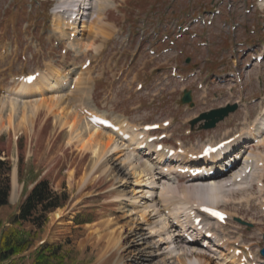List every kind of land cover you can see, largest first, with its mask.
<instances>
[{
  "label": "rangeland",
  "instance_id": "obj_1",
  "mask_svg": "<svg viewBox=\"0 0 264 264\" xmlns=\"http://www.w3.org/2000/svg\"><path fill=\"white\" fill-rule=\"evenodd\" d=\"M103 3L108 6L102 12L103 23L114 27L112 35H115L106 43L101 38L96 39L94 46L97 50L91 49L85 55L69 50L66 57H60L52 43L55 36L53 9H57L53 0H0V96L14 87V78L43 71L52 64L63 69L70 79L60 93L67 103L73 107L77 105L78 97L83 94L82 85L75 84V80L81 72L86 73L84 77H87L89 88L87 108L91 107L105 119H125L131 125L171 120L169 144L182 141L192 150L205 143L225 140L243 132L247 124L257 123L264 109V63L246 70L245 64L252 63V55L245 54L249 50L260 52L262 49L264 2L90 0L89 14L96 12ZM199 13L204 15L206 22H192L191 16ZM91 20L88 16L89 26L92 25ZM179 26H192V30L180 37ZM194 33L196 36H192ZM164 34L172 35V40L177 43V47L168 54L164 50L172 47L173 43H166ZM86 35L91 43L93 36L89 32ZM151 49L162 56L152 55ZM25 53L29 55L27 62L21 59ZM87 58L92 60V67L82 71ZM186 61L190 67H186ZM172 67H178L185 78H174ZM210 69L212 73H209ZM237 72L241 81L234 78ZM138 83L145 87L138 89ZM184 90L191 92L192 106L180 104ZM39 98L35 96L30 101L35 102ZM227 104H238V111L215 129L199 130L204 124L200 122L192 130L191 122L199 115ZM40 113L34 118L31 133L24 131L22 135H13L4 132L0 135V160L10 164L11 189L14 171L18 179L14 198L10 199V196L9 205L0 209V248L3 239L13 233L19 237L26 236L31 243L28 251L9 259L2 257L0 249V264H39L37 253L43 247H56L57 253L62 251L59 253L61 259L56 258L51 264H116L120 257L118 251L110 252L106 260L99 261L90 246V226L112 219L114 225H111V230L124 226L125 239L130 242L127 264H177L176 254L166 255L167 236L162 233L161 238L149 227V223L160 222L157 211L151 208L156 204L162 209L160 195L156 194L159 192L152 197L143 194V187L152 188L146 183L134 184V177L129 167L123 164L124 156L120 154L107 159L109 172L102 174L105 168L97 170L93 175L98 178L81 188L79 183L89 169L92 156H82L74 147H67L68 131L56 126L55 119L46 111ZM262 140L263 133L255 142L252 139L247 147L248 154L252 152L264 157ZM248 154L245 151L241 154V165ZM141 155L144 159L150 157L142 152ZM258 177L264 182V175ZM43 180H48L53 191L62 196L63 207L40 217L39 225H13L12 220L19 214L20 206ZM179 181L182 187L190 183L186 177ZM253 184L254 187L236 190L218 205L231 215L229 226L222 228L221 232L240 242L254 244V254L261 257L260 251L264 248V188L260 191L255 181ZM147 206L150 207L144 210ZM58 211L64 213L56 228L58 240L51 243L46 235ZM142 211L146 214L145 219L141 218ZM79 214V222H85L81 225L74 220ZM238 218L246 225L239 223ZM68 221L72 223L71 232L64 236ZM169 221L171 223L172 220ZM174 232L175 237L172 236L170 241L185 237L179 229H174ZM195 242L200 245L199 241ZM221 248L210 245L204 255L210 257L213 264H238L231 258L234 249ZM225 256L229 257L226 259Z\"/></svg>",
  "mask_w": 264,
  "mask_h": 264
},
{
  "label": "bare ground",
  "instance_id": "obj_2",
  "mask_svg": "<svg viewBox=\"0 0 264 264\" xmlns=\"http://www.w3.org/2000/svg\"><path fill=\"white\" fill-rule=\"evenodd\" d=\"M83 1L85 3L84 5H86V3L90 5L89 0ZM59 2V9H62L65 4H70L69 0H59ZM107 7L108 6L103 3L102 6L97 8L96 12L93 11L89 14V17L92 18L91 26L88 25L87 20L80 24L78 22L76 25L74 24L75 27L73 30H75L78 37L76 36L77 38L74 39V42L69 43L70 49L74 50L79 55H85L91 49L95 48L94 44L96 39L101 38L102 41L106 43L115 35H112L114 27L103 23L102 12ZM62 16L63 15L59 12L56 13L54 28L57 33L59 32L64 38L67 37L69 39L70 33L64 32L65 21H63ZM86 32H89L93 36L91 43L89 42L90 39H88L90 37H87ZM93 40L94 43H92ZM95 49L97 50V48ZM38 74L39 75L32 82L26 80H14V87L10 90H6L2 97L0 96V135L4 132L12 133L13 135H22L24 131L31 133L34 127V118L40 112L46 111L48 115L55 119L56 126L68 131L67 147H74L75 151L82 156L87 154L92 156L91 164L88 167L89 169L79 183L81 188H84L86 183L90 181L93 182L98 178L93 175L97 170L105 168L102 171V174H106L110 171L107 167V159L109 157L114 155L118 156L119 154L124 156L123 164L129 167L132 176L134 177L133 182L135 180L134 184L140 186L143 183H146V185L152 187V190H148L146 186L143 187V194L152 197L155 195L154 193L159 192L156 194L160 195L158 198L159 203L162 204V209L157 208L156 204H153V206L151 205V208H154V210L157 211L160 222L159 224L149 223V227L151 230H154L155 233H159V237L163 236V234L167 236V239L165 240H168L169 242L167 243L166 255L176 254L177 258H175L177 264H213L211 261L212 259L207 257V255H204L206 254V251L195 242L199 241L197 238L198 235L193 234V237H196L194 242H189L186 237H179L177 240L174 238L172 241H170V239L175 237L174 229H179L181 232L182 229L184 230L188 228L189 223L187 217L185 221H183L181 216L182 211H186V207L190 206V209H193L198 202L203 201L218 205L223 200L226 201V199H229L230 194L236 192V190L249 188L253 185L254 181H260L257 179V176L264 175V168H260L258 164L260 162L264 163V157L252 152H249L248 154L247 147L250 145L249 142L252 139L256 140L258 135L262 133L264 134V114H261L258 117L256 120L257 123L255 124L254 122L255 125L247 124L239 139L231 144L229 151L233 152L234 156L231 155V157H228L227 159L228 163L234 162L235 164L229 172L226 174L221 172L226 165L216 164V160H211L208 163L205 162L203 165L212 164V169L218 170L221 168V171L217 172L214 177L190 179L189 185L182 187L179 184V180L185 179V177L176 173L177 167H172L174 161H171L169 164H164L165 157L162 154L156 155L155 160L151 157L147 159L142 157L139 146L143 142H139L140 133L135 130L136 126L130 125L125 119H115L113 124L118 126L119 130L118 132H115L111 129L110 132L107 128L99 126L92 121V118H95L96 121L99 118L104 117L97 111L90 109L91 107H86L89 96L87 77H84L86 73L81 72V74L78 75L79 77L75 80V84L78 86L82 85L81 92L83 94L82 96L80 95L81 97H78L76 101L77 105L75 107L72 106L73 104L70 105L67 103L65 96L60 95L61 91L70 82L68 75H66V72L63 69L58 68L56 65L49 64L43 71L39 70ZM54 92L56 94H54ZM35 96L40 98L35 102H31L30 100ZM125 134H129L130 136V139L127 141L124 138ZM260 142L264 146V140ZM244 151L245 154H248L245 158L244 164L250 166L249 163L252 161V171L244 178H242V174H239L238 176L242 178V181L238 183L236 182L235 176L237 174L236 168L241 165V161H238V158L242 160L240 156ZM143 153H145V156H149L148 151ZM187 157V155H181L175 160H185ZM185 163H192V161L186 160ZM165 169H167V173ZM164 178L168 179L162 183ZM230 182L232 184H230ZM17 188L18 179L17 174L14 171L12 173V192L10 199L14 198ZM134 190H136V188H134ZM260 191H262L261 188ZM122 197L124 198L125 195L123 194ZM149 207H144V210ZM63 213V211H58L56 213L52 226L47 231L46 237H48L51 243L58 240L56 238V228ZM145 217L146 214L142 211L141 218L145 219ZM169 219L172 220L171 223ZM113 222V219L105 220L100 224L90 226V229L92 230L90 233L92 245L90 246H92L95 253H97L99 261H103L110 252L118 251L120 257L116 264H127L129 260L128 250L130 249V242L125 239L126 233L123 231L124 226L117 230H111ZM209 223L216 227H220L217 223L213 224L211 221ZM70 227H72V223L68 221L64 236L70 234ZM131 230L132 229H130V231ZM220 240L225 242L220 244ZM220 240L216 239L215 242L229 251L234 249V245L239 242L224 240V237ZM208 242L209 244L211 243L207 240L204 241V243ZM86 244L88 245L89 241ZM84 246L85 243L82 245V248H84ZM199 252L203 254H200ZM233 253L234 255H232L231 258L234 259V262L239 264L240 259L235 256V249L233 250ZM221 255L224 256L223 254ZM228 257L225 256L226 259Z\"/></svg>",
  "mask_w": 264,
  "mask_h": 264
},
{
  "label": "trees",
  "instance_id": "obj_3",
  "mask_svg": "<svg viewBox=\"0 0 264 264\" xmlns=\"http://www.w3.org/2000/svg\"><path fill=\"white\" fill-rule=\"evenodd\" d=\"M1 158V156H0ZM10 171L11 167L7 161L0 160V209L9 205V198L11 193L10 185ZM64 200L62 196L58 195L50 186L48 180L39 182L26 197L23 204L20 206L19 214H17L12 222L13 225H21L23 223H29L34 226L39 225L37 221L40 217H44L46 214L60 209L63 207ZM78 215L76 221L79 222ZM84 222H79L78 225ZM29 239L25 236H17L15 233L5 237L1 243V254L5 259H9L19 253L28 251L31 246ZM51 253L48 255V253ZM56 247H43L37 253L39 264H51L56 261V258L61 259ZM63 254V253H62Z\"/></svg>",
  "mask_w": 264,
  "mask_h": 264
},
{
  "label": "water",
  "instance_id": "obj_4",
  "mask_svg": "<svg viewBox=\"0 0 264 264\" xmlns=\"http://www.w3.org/2000/svg\"><path fill=\"white\" fill-rule=\"evenodd\" d=\"M191 101V96L189 93L185 94L184 99L182 100V104H186ZM238 109L237 105L228 106L227 108H222L218 110H214L210 113H206L201 115L197 120L192 122V125H196L198 122L202 120H206V124L201 127V129H213L216 125L223 121L226 117L229 116L230 113H234ZM264 238V237H263ZM261 254L264 256V249L261 251Z\"/></svg>",
  "mask_w": 264,
  "mask_h": 264
}]
</instances>
